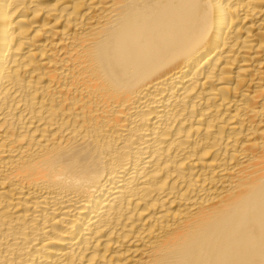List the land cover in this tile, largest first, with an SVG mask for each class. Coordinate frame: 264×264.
<instances>
[{
  "label": "bare ground",
  "instance_id": "obj_1",
  "mask_svg": "<svg viewBox=\"0 0 264 264\" xmlns=\"http://www.w3.org/2000/svg\"><path fill=\"white\" fill-rule=\"evenodd\" d=\"M0 264H264V0H0Z\"/></svg>",
  "mask_w": 264,
  "mask_h": 264
}]
</instances>
